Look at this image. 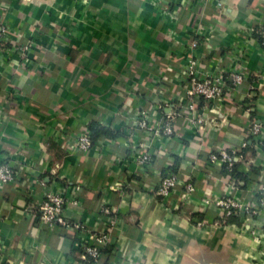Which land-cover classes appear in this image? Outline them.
Here are the masks:
<instances>
[{
	"label": "crops",
	"instance_id": "crops-1",
	"mask_svg": "<svg viewBox=\"0 0 264 264\" xmlns=\"http://www.w3.org/2000/svg\"><path fill=\"white\" fill-rule=\"evenodd\" d=\"M0 161L18 182L0 184V245L6 264H88L79 243L86 233L50 229L38 220L46 190H60L76 206L66 216L86 232L106 226L102 201L116 227L102 261L122 264H264V148L246 139L252 123L264 134V0H0ZM200 69L225 74L242 66L244 81L186 124L181 78L188 45ZM33 42L27 58L8 52ZM241 55V56H240ZM249 109V112H246ZM174 116L173 136L146 143L153 159L143 173L136 156L144 143L135 116ZM91 121L110 129L87 152H66L58 135ZM252 144L238 187L209 153ZM175 174L194 186L156 196L160 177ZM43 183L44 185H41ZM230 195L258 208L224 224L213 202ZM262 199V200H261ZM204 222L205 227H198Z\"/></svg>",
	"mask_w": 264,
	"mask_h": 264
},
{
	"label": "built area",
	"instance_id": "built-area-1",
	"mask_svg": "<svg viewBox=\"0 0 264 264\" xmlns=\"http://www.w3.org/2000/svg\"><path fill=\"white\" fill-rule=\"evenodd\" d=\"M199 5H206L216 0H195ZM7 33L5 29L0 31V55L4 54V44L6 43L3 36ZM260 44L264 47V32L260 35ZM33 42H29L23 46L14 44L7 50L8 52L18 54L20 58H27L29 50L33 47ZM197 42L191 41L188 45V55L181 78V88L184 93V108L186 115L184 117L187 125L193 128H200L204 124V113L207 107L216 103L223 94L226 87V79L231 82L232 88H238L244 81V73L242 66H234L225 74H213L204 72L200 69V63L195 56ZM241 56V55H240ZM249 112V109H246ZM173 120L174 116L169 113L159 122H152L145 110H140L135 116V127L145 134L144 143L140 145V150L136 156V162L139 164L143 173L147 174L152 165V153L146 146V143L151 139L160 136H173ZM62 148L66 152H87L91 150L92 143L89 131L85 128L81 132L68 136L67 134L58 135ZM246 139L254 145L264 148V134L261 131V126L257 123H252L246 133ZM247 146L246 140L243 141L238 150H219L209 153L207 161L211 165H218L222 168H230L235 160H241L242 155L235 157L236 153H240ZM18 182V174L16 169L12 168L3 161H0V184L11 185ZM41 185H44L41 183ZM182 186L184 190L185 201L189 200V196L194 192V186L191 182L184 183L175 174H170L160 177L156 186L155 194L160 198H168L173 192ZM258 193L261 198L264 195V185L260 186ZM262 200V199H261ZM213 202L219 210L221 217H227L232 214H244L247 219L255 217L258 214L257 206L247 205L242 203L230 195L223 196L214 201L205 200L206 204ZM76 200L67 201L63 192L60 190H46L43 194V199L38 207V220L50 229H66L75 233H86L87 240H82L79 243L83 258L88 264H103L102 249L108 246L111 242V231L116 227V219L114 216V208L106 201H102L99 206V213L106 218V226L104 229L93 232H86L83 226L75 221H71L66 216V209L70 206L77 205ZM198 227H205L204 222H198ZM264 236V235H263ZM0 264H6L3 260V248L0 245ZM109 264H122V262L114 261Z\"/></svg>",
	"mask_w": 264,
	"mask_h": 264
},
{
	"label": "trees",
	"instance_id": "trees-1",
	"mask_svg": "<svg viewBox=\"0 0 264 264\" xmlns=\"http://www.w3.org/2000/svg\"><path fill=\"white\" fill-rule=\"evenodd\" d=\"M86 129L89 131L90 134V139L92 146H95L98 144V141L100 138H106V139H112L115 137V135L110 131L109 128L102 126L96 121H91ZM252 143V142H251ZM247 144L246 148L243 149L240 153H236L235 157L237 158L239 155H242L241 160H235L234 164L232 167L229 169L227 168H222V174L225 179L229 182H235L237 186L239 187L241 183H245L247 180L246 174L242 171V162L246 157L247 152H250V154L253 156L254 155V150L252 149V144ZM237 213L232 214L227 217H221V221L224 224H231V223H237ZM107 246L102 249V254L106 252ZM103 264H109L108 261H103Z\"/></svg>",
	"mask_w": 264,
	"mask_h": 264
}]
</instances>
